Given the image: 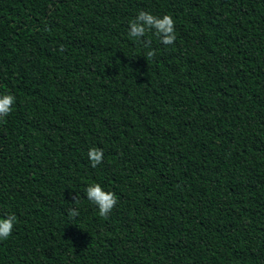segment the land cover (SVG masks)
Instances as JSON below:
<instances>
[{
	"label": "trees",
	"instance_id": "1",
	"mask_svg": "<svg viewBox=\"0 0 264 264\" xmlns=\"http://www.w3.org/2000/svg\"><path fill=\"white\" fill-rule=\"evenodd\" d=\"M0 92V264H264V0H0Z\"/></svg>",
	"mask_w": 264,
	"mask_h": 264
},
{
	"label": "clouds",
	"instance_id": "2",
	"mask_svg": "<svg viewBox=\"0 0 264 264\" xmlns=\"http://www.w3.org/2000/svg\"><path fill=\"white\" fill-rule=\"evenodd\" d=\"M127 35L130 39L149 44L146 35L151 34L156 37L161 45L167 48L174 45L177 39L175 20L170 14L156 15L151 11L140 10L128 22ZM153 51L148 52V56H152ZM16 103V97L11 92H0V118L7 117ZM87 157L92 168L103 163L104 150L99 147H91L87 152ZM87 202L94 206L101 218H107L118 203L115 192L110 190L102 182L93 181L87 185L84 190ZM79 215L76 208L69 210V218H75ZM17 217L15 214L9 213L0 216V241L7 240L13 233Z\"/></svg>",
	"mask_w": 264,
	"mask_h": 264
}]
</instances>
